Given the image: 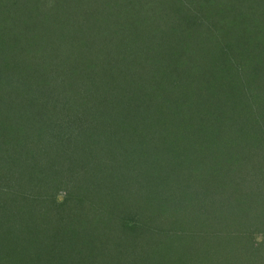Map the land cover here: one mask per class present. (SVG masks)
<instances>
[{
	"label": "trees",
	"instance_id": "trees-1",
	"mask_svg": "<svg viewBox=\"0 0 264 264\" xmlns=\"http://www.w3.org/2000/svg\"><path fill=\"white\" fill-rule=\"evenodd\" d=\"M120 1L121 0H112V6L116 7L123 3ZM160 1L164 2L163 0ZM215 1L216 2H213L212 0V11L208 10L204 17L198 15L197 18L204 22L212 20L218 23L215 28L213 25L210 26L209 24V26L207 25V27H205V23H203L205 29L202 30H204L205 33L209 32L207 33L208 40L210 43H213L214 53L218 56L217 58L222 57L224 64L221 68L223 71L221 73L220 71L214 72V74H216V79H212L209 74L205 75V73H201L203 79H201V77L199 78V82L201 81L200 85L205 82V84H208L207 86H210L220 78L225 79L229 84H233V78H237L238 84L242 83V85L246 86V88H243L241 85L240 89L244 90L249 88V93L247 97L243 95V93H239L235 90V93L232 94L234 98H230V95H226L225 103L226 105L230 104L227 108H223V103L214 104L213 102V104H210L216 112L229 109V111L232 110V115L236 114L238 121L231 125L234 127L235 131H227L225 129L224 137L216 139V143L214 142L213 144H209L207 138L204 139L206 141L205 143L199 142L197 145V142H195V150L197 149L199 154L196 158H192L189 153H184V161L183 164H181L183 170L181 169L180 171L184 173L183 178L186 182L181 179L185 184H182L180 181L178 183L180 184L179 189L183 191L182 193H178V195L174 194L175 196L173 194H168L166 197L169 202L167 201L166 210L161 214L156 213L157 215L163 216L170 215L172 227L174 228L184 229L187 226V228H190L189 230L194 232L200 231L203 233V236L194 234L192 236L194 241L192 239L187 241L174 236L168 241L169 243L167 242L161 245L159 242L150 244L145 236V227H132L136 224L127 221L125 217L127 212H123L125 207L135 202L138 207L135 211L140 213V209H142L140 207L143 206L141 204H143V201L146 199V195L137 197L138 194L136 192L133 193L134 195L132 194L130 197L133 198V202L127 201L125 196L128 189L134 187L136 184L138 178L136 170L144 171L142 168L143 165L147 167L145 176L155 178V180L147 184L151 188H155L156 191L162 189L161 187H164L167 181H170L169 185H171L175 181V177H177L174 171L164 166L165 164L161 157V151L166 148V134H172V136L175 137L183 131L182 129L185 131H192L193 125H191L189 121L184 123L183 121H179L180 117L178 114L181 109L183 110L184 108L185 111H187L192 107L191 103L187 102V100L193 99L190 93L193 92L192 87L197 85L196 83L198 82L191 81V79L188 78V74H192L195 77L196 75L192 72L197 71V66L195 64L183 66L184 63L180 62L179 58L182 52L185 51V46H187L186 43L189 42L188 40H192V45L195 41L197 42V40H200L203 36V32L200 29L191 30V28L187 26L188 21L186 15L182 20V23L185 22L186 25H181L182 28L180 27V29L183 32L180 33V35L175 34L176 26H170L167 21L163 23L161 27L157 28L155 34H161L165 38L167 36L170 42V45L166 44V47L163 46L164 49H161L162 52L160 55L163 57L164 61L167 62L168 67L175 66V70L169 69L171 72L175 71L178 75L175 74V76L172 73L171 76H168L167 74V78H159V81L163 83L161 86L154 88L145 86L140 92L136 91V89L134 91V96H138L142 99V103L138 105V109L142 111L141 114H144V111H149L150 108H154L155 114H157L156 122H160L159 134L161 145L156 147L155 151L151 148L147 151L142 150L147 146L152 147L153 144L150 139H148V136L143 135L145 131L143 123L148 119H146V117L143 118L144 116L140 113L135 119L132 120L135 116L133 115L129 116L130 121L129 118H127L128 121H125L122 118L112 115V112H108L104 118H107V126L110 127H104L102 130L98 125V128L97 126L95 128L89 126V130L94 133L85 132L83 131V125L79 126V129L84 132L82 147L79 148L75 145L74 139L81 134V131L74 132L72 130L73 127L69 126V117L61 116L60 112H57L59 118L57 117L55 114L56 111L54 112L55 107L52 109V104L49 101L53 98L50 96V88L48 89L49 92L47 89L45 90V98L36 104L34 112L33 110H29L28 113V110L23 108L20 102L21 99H28L27 97L32 91L31 81H34L32 78H35V72L32 69H34L35 66L32 68L33 66L31 67L30 64L33 62L38 66L40 60H44L39 54H45L46 57L50 54L48 60L54 62L62 58V54L65 53V58L70 54L72 55L70 60L73 64L76 54L77 56L82 55L78 50H76V53L72 50L71 52L68 51V46L56 48V50H54V48H47L39 43L42 27L44 25L51 27L53 25L51 22L52 18H59L64 14L65 16L60 22L64 24L63 29H60L58 26L57 29H54L55 31L49 32V29L46 28L48 32L46 40L57 37L59 38V43L62 42V37L68 30V27L73 24L74 19L71 13L76 11L77 1L0 0V67L3 66L10 72L12 71L10 69H16L18 74L16 84L22 81L25 87L24 93L22 89L21 93H18L19 96L15 94L12 85L4 82L8 88L4 85L3 92L0 93V160H4V163L8 162V168H12V165L14 166V176L10 180L12 183H6V181L3 183V177L2 175L0 176V183L4 184V186L0 188V192H2L0 195V254H36L31 264H43L44 261L48 259L59 261V264H92L95 260L93 259V254H112L110 250L107 252L105 248L109 247L111 243L108 241L104 242L106 241L105 239L108 238L106 230H110L111 228L115 230V233H118V236L114 238L116 246L120 244L121 238L123 242L129 234L132 239L133 233L130 232H134V229H137L138 233L134 235L137 240L135 239L134 242L131 241V244L127 239V246L129 245V248H132L131 251L139 253L145 249L144 246L149 245L148 249L143 250L144 252L152 251L151 254H157L155 252L159 251L162 253V255L158 254L157 258L153 255L154 257H151V259L154 261L143 259L144 264H172L171 259H168L165 254H178L179 256L176 257V259L179 258L181 262L184 263L185 256L189 254H205V250H215V247L219 244L223 246H240L248 242L247 237L249 238V235L247 232L256 226L253 223L258 222V218L264 223V105L263 109L262 107L258 109L252 108V103L258 102V100L257 96L256 98L255 96H251V88L253 87H248L250 69L245 63L244 56H241L239 52H237L236 55L232 52L233 49L240 50L242 45H245L246 48L250 47L247 39L245 38L246 41H243V38L241 39L240 36L243 35L245 30L247 33L251 32L252 28L249 25L252 23H248L245 17L238 16V10H243V8L248 5V2L246 0ZM81 4L83 7L86 6L84 1ZM139 4L140 2H134L133 0L127 3L129 7H138ZM214 4H216V8H214ZM191 9L192 8H189L188 12L191 11ZM183 11L185 12L183 8L177 11L178 17L183 15ZM228 11L229 16L226 17L225 13ZM231 12L234 14L230 15ZM173 14L176 16L175 10H173ZM39 15H41L42 18L37 17ZM161 19H163L162 16L157 18V20ZM189 29L192 32L187 31ZM261 29H264V24L261 26ZM102 32L105 33L107 31L104 29ZM54 33L56 34L53 35ZM35 37H39V39L35 41ZM105 37L109 36L107 35ZM95 38H99V40L96 41L97 43L102 39L100 35ZM126 38H129V36H126ZM174 38H176L175 41ZM214 38L215 41H213ZM177 39L179 40L177 41ZM203 40L207 42L205 36L201 41ZM254 40L259 42L257 37H255ZM25 41H27V45L32 44L31 49L39 45L40 47L38 49L35 48L34 51L32 50V55L25 61L26 63L23 67L17 66V68H13L7 66L8 60L6 61V59L15 55V45L18 43L21 46ZM234 42L236 47L232 48ZM173 43L174 47L172 46ZM122 46L123 44L119 48ZM89 47L90 45H87L85 49ZM169 47L174 50L172 54L169 52L166 53L167 51H165L166 49L170 50ZM187 47L189 48V46ZM123 50L120 49V51ZM250 51H248L249 54L254 53ZM259 51L260 52L252 58L256 59V63L261 65L262 63H260V61L258 63V60L261 56H264V47L260 48ZM187 63H190V61ZM72 65L66 69L65 76L60 79L62 82L61 86L66 92L65 94L62 93V104H60L61 100L57 99L56 106H68L71 101L75 102V100H78H73L74 98L71 96L73 94L71 92L73 91V86L76 83L79 84V79L87 78L84 69L74 72L75 67ZM177 67H180L181 72H179ZM39 69L40 68H38V70ZM46 69L47 68L44 70ZM48 71H50V69ZM252 72H254L255 78L259 76V74H261L260 76L264 75V69H261V67L257 69V65L252 66ZM154 73L155 70L152 74ZM217 78L219 79L217 80ZM75 79L77 80L75 81ZM89 80H91V78ZM0 82L3 83V81ZM164 85H166V87H164ZM153 89L154 91H152ZM204 91H209L206 86ZM262 91V95H264V88ZM207 94L210 95L207 96V98L214 101L216 91L207 92ZM47 95L51 98L46 99ZM177 95L179 96L178 100L174 99V96ZM262 100L264 103V97ZM243 101H247V103L249 101L250 104L246 105L247 103L244 104ZM114 106H117V102L114 103ZM123 108H125V106H123ZM123 108L120 107L121 110ZM132 109L133 106L128 110V115L131 112L137 113L139 111L137 109ZM115 110L118 109L116 108ZM233 110H235V113H233ZM194 111L199 113V106L195 105ZM241 113L243 115H241ZM224 114L226 115V113ZM149 116L151 117V121L150 123L148 122L146 127L154 129L156 127L152 124L154 114L149 113ZM90 117L93 118L94 116L91 115ZM229 118L230 117L227 119L229 120ZM116 119L117 122H115ZM83 122L84 120L79 117L73 124H81ZM34 127L38 129L36 130ZM111 128H115L116 131L112 133L110 130ZM42 130H45L46 134L49 135L45 138V144L41 142L39 155L28 156L26 158L27 160L21 164L15 162L14 160H16L17 152H23L27 155V151H29L28 148L32 147L36 141L38 145L36 137H38L39 134L37 132L40 131L41 135H43ZM107 133H110V135ZM216 134H218L217 131ZM226 134L228 135L226 136ZM103 137L113 138L111 142H106L102 139ZM92 139L93 143L101 142L106 148L103 149L99 147L94 151L89 144L88 146L84 145V143ZM26 142L27 144L25 146L24 144ZM172 143L173 142L167 143V149ZM174 147L177 146L175 145ZM70 149L71 151L68 153ZM60 154L65 155L63 159L69 162L70 165H74V173L79 169H84L85 166L88 167V170L85 171L81 179L82 181H85L88 175L87 173H90V176L88 175V180L97 178V183L93 181L94 192H91L89 195L90 198H88L86 194L83 195L84 192H79L77 197L73 195V198L71 194L65 197L61 202H55L54 197L47 192L48 188L55 187L56 182L53 179L55 169H53L54 174L51 175H47V171L51 166L55 165L56 155L58 156ZM145 154L148 156H144ZM133 158L137 161H135L136 163H133ZM130 164H132V166L129 168ZM134 164H137L138 167L134 168ZM191 165H193L192 170L187 172V166L189 167ZM203 165L205 168H199ZM89 167L94 169H89ZM91 171L93 172L91 173ZM128 171L129 173H127ZM122 172H124V174ZM33 174L37 176H33ZM59 176L67 177V175L63 173L59 174ZM257 176L259 180L256 178ZM124 178H126V180ZM13 179L16 183L13 182ZM190 181L191 184L187 186V182ZM199 181H204L205 186L201 187L202 183ZM137 191L142 194V189L137 188ZM156 195H159V198L154 203L157 206L155 210L162 206L159 204L162 200V195L159 191ZM70 198L77 201L80 206H76L75 201L73 204ZM177 199H180L181 203L177 204ZM119 204L120 207L118 208ZM83 205L86 206L83 207ZM169 205L171 206V210H167ZM20 210L26 212L25 218H20ZM35 210H40L42 215H36L37 212ZM233 218L236 222L239 221V224L243 227L239 229L243 231L242 234H246L247 237L241 233V235H235L238 231L235 234L226 233V235L221 238L215 236L217 227L222 230L230 226L232 227L234 223L231 219ZM222 219H229L231 221L229 225H227L225 222L223 223ZM247 221L251 223V226H247L246 228L243 225L247 224ZM169 223L170 220L167 221V224ZM190 225H193L195 228H191ZM148 228L152 227L148 226ZM249 234L251 233L249 232ZM148 235L152 236L151 233H148ZM196 238L205 239V244H203V248L200 250L201 252H197L198 245ZM263 244L264 240L259 246L261 247ZM136 247H139L138 250H136ZM25 250L27 253L24 252ZM123 253L125 252L122 250L120 251L118 246L115 254ZM84 254H88L87 257H85ZM233 256L242 257L243 254ZM231 259L233 261V258ZM2 262L3 257L0 255V264H3ZM4 264H6V262H4Z\"/></svg>",
	"mask_w": 264,
	"mask_h": 264
},
{
	"label": "rangeland",
	"instance_id": "rangeland-1",
	"mask_svg": "<svg viewBox=\"0 0 264 264\" xmlns=\"http://www.w3.org/2000/svg\"><path fill=\"white\" fill-rule=\"evenodd\" d=\"M76 1H77L76 11L74 13L73 12L71 13L74 19L73 24L68 27V30L66 32L62 31L65 32V34L62 37L61 43H59V38L57 37L46 40L48 36L47 35L48 32L46 28L49 29V32L55 31L54 29H57L58 26L60 27V29H63L64 24L63 22L62 23L60 22L61 19L64 18L65 16L64 14H62L61 17L59 18L53 17L51 21L53 25L51 27L45 25L42 27L40 39L39 37L34 38L35 41L39 39L40 44H43L47 48L48 47L54 48V50H56V48H63L65 46L66 47L68 46V51L70 52L71 50L75 53L77 52L76 50L80 51L82 55L77 56L76 54V57L74 58V64L76 66L71 62L70 58L72 55H70L69 53H68L69 55H67L68 56L67 58H65L66 57L65 53L62 54L61 55L62 58H60L57 62L48 60L50 58V54L47 57L45 56V54H39L41 58L44 60H40L38 66L33 62L30 64L31 67L33 66L32 68H34L35 66V68L32 69L35 72V78H32L34 79V81H31L32 91L28 95L27 97L28 99L25 100L21 99L20 101L22 103L23 108H26L28 110V113L29 110H33L34 112L36 104L39 103L40 100L45 98L44 96L45 90L47 89V91L49 92L48 89L50 88V92H51L50 96L53 98L49 101L52 104V109L55 107L54 112L56 111L55 114L57 115L58 118L59 115L57 114V112H60L61 116L63 117L64 116L69 117V126L73 127L72 130L74 132L81 131L79 129V126L81 125H83V131L88 133H94L93 131L89 130V126L95 128L98 125L102 128V130L104 127H110L107 126L108 124L107 118H104L106 113L108 114V112L109 113L112 112V115L122 118L125 121H128L127 118H129L130 121L129 116H133V115L135 116L132 118V120L135 119L142 112L141 110L138 109V105L142 103V99H140L138 96H134L135 89L136 91L140 92L145 86L152 88L158 87L163 84L162 81H159L160 80L159 78H163V77L167 78L166 75L168 74V76H171L172 73L174 75L175 74L178 75L175 71L173 72L170 71V69L175 70L176 69L175 66L168 67L167 62H165L163 57L160 55V53L162 52L161 49L163 50L164 47H166V44L170 45L167 36L165 38L161 34L158 35L155 34L157 28L161 27L163 23H166L167 21L170 26L175 25L176 26L175 34L180 35V33L183 32L180 29L181 25L182 26L186 25L185 22L182 23L183 17L186 15L187 21L189 23V24L187 23V26H189L191 30L200 29L203 32V33L201 32L203 36L200 38V40L199 41L197 40V42L195 41L192 45H191L192 40L187 39L189 42L186 43V45L189 46V48L185 46V51L182 52L179 58V61L184 63L183 66H188V65L190 66L191 64H195L197 66V71L192 72L194 75H196L195 77L192 74L191 75L188 74V78H190L191 81L198 82L196 83L197 85H194L192 87L193 92L192 93L188 92L190 93L191 96H193V99L187 100V102L191 103L192 107H190V109L187 111H185V109L183 108V110L182 109L180 110V113L178 112L179 113L178 115L180 117L179 121H183V123L189 121L190 124L193 125L192 131H185L184 129H182L183 131H181V133L179 135L177 134L175 137H173L172 134H166L167 137V142L165 144L166 148L161 151L162 154L161 157L163 158V163L165 164L164 166L174 171L177 177H175V181L171 185H169L170 181H167L165 186L161 187L162 189L158 190L159 193L162 195V200L159 202V204L162 206H160L155 210V207L157 206L154 203L159 198V195H156V193L158 194V191H156L155 188H151L147 184L148 182L155 180V178L145 176L147 167L143 165L142 168L144 169V171L136 170V172L138 173L136 184L134 185V187L128 189L125 196L127 201L133 202L134 201L133 198H130L133 193L136 192L138 194V196L136 194L137 197L146 195V199L143 201V204H141L143 206L140 205L141 206L140 208L142 209H140V213L136 212L135 210L138 209V207H137V203L135 202H133L132 204H130L129 206L123 209V212L124 211L127 212V214L125 215L126 220L129 221L130 223L132 222V224L134 223L136 224L132 227L135 226L142 228L145 227L144 228L146 229L145 236L147 238V241L150 242V244H152L153 242H159L161 243V245H164V243L170 241L171 237L174 236H176L177 238L185 239L187 241L190 239L194 241V239L192 238L194 234L197 235L200 234V236H203L202 235L203 233H201L200 231L194 232L192 230H189L190 228H187V226L184 229L174 228L172 227V223H171L172 219L170 218V215L163 216L157 214H161L163 211L166 210L167 203L169 202L166 197L168 196V194L178 195V193H182L183 191L179 189L180 184L178 183L179 181L182 184H185L186 182V180L183 178L184 173L180 171L181 169L183 170L181 164H183L184 161V157H183L184 153L185 152L189 153L192 158H196V156H198L199 154H198V150L197 149L195 150V142H197L196 143L197 145L199 144V142L205 143L206 141L204 139L207 138L209 144H213L216 139H219L220 137H224L223 135L225 129L227 131H233V132L235 131L234 127H232L231 125L232 123L238 121L236 114L232 115L231 114L232 110L229 111V109H225L224 111L220 110L219 112L218 111L216 112L214 111V108L210 106V104H213V102L214 104L223 103V108H227L230 106V104L226 105L225 103L226 95H230V98H234L232 94L235 93V90H237V92L239 93L240 92L243 93V95L245 96H247L249 93L248 92L249 88L244 90L240 89L242 83L238 84L237 78H233V84H229L228 81H225V79L217 78V80L218 79L219 80L214 82L210 86H207L208 84H205V82H203L200 85L201 81L199 82L200 80L199 78L201 77V79H203L201 73H205V75L209 74L212 77V79H216V74H214V72L220 71L221 73L223 71V69L221 68L223 67L224 64L222 57L217 58L218 56L216 55V53H214V49H213L214 45L213 43H210L208 40L207 33L209 32L205 33V31L202 30L205 29V27H207L208 24L210 26L213 25L215 28V26H217L216 24L218 23L212 20L208 22H204L198 20L197 18L198 15L204 17L205 13L208 12V10L212 11L211 10V8H213L212 4L213 2L216 1L213 0L212 2V0H163L164 2H161L160 0H142V1L133 0L134 2L135 1L140 2L138 7H131V6L129 7L127 3L130 0H121L123 3H121L116 7L112 6L113 3L112 0H104V1L76 0ZM83 1L85 2V5L88 7L86 6L83 7V5L81 4L83 3ZM246 1L248 2V5L244 7L243 10H238V16L245 17L248 23H252L249 25L252 28L251 32L247 33V31L245 30V32H243L242 35L243 37L240 36L241 39L243 38L242 39L243 41L245 40V38L247 39L248 45H250V47L246 48L245 45L244 46L242 45L243 44L242 42L241 44L242 46L240 47V50L233 49L232 52L234 53V55H236V53L239 52L241 56H244L245 63L247 67L250 69L249 70L250 81L248 87H253L251 88V96H255V98L257 96V100H258V102L252 103V108L258 109L259 107H262L263 109L264 103L262 102L263 101L262 99L264 95H262L263 93L262 89L264 88V81H263L264 75L260 76L261 74H259V76L255 78L254 75L255 71L252 72V66L257 65V69L259 67H261V69H264V56L263 57L261 56L260 59L258 60V63L259 61L260 63H262L261 65L257 64L256 59L252 57L260 52L259 51L260 48L264 47V29H261V26L264 24V0H246ZM214 5H215L214 8H216V4ZM178 8L185 9V12L183 11L184 13L180 17H178L179 15L177 11L181 9ZM189 8L192 9L191 11L188 12ZM173 10H175L176 16H174L175 14H173ZM232 14L234 13L231 12L230 15ZM159 16H162L163 19L157 20ZM225 16L226 17L229 16V11L225 13ZM37 17L42 18L41 15ZM203 23H205V27ZM104 29L107 32L105 33L102 32ZM191 30L189 29L187 31H191ZM55 34L56 33H54L53 35ZM99 35L102 39L97 43L96 41H98L99 38L96 39L95 37L96 36L98 37ZM107 35L109 37H105ZM126 36H129V38H126ZM204 36H205V40L207 39V42H205L204 40L201 41ZM255 37H257V40H259V42H256L254 40ZM176 38H174V41L176 40ZM178 40L179 39H177V41ZM213 41H215V38ZM26 43L27 41H25L21 46L18 43L15 45L16 47V49L14 50L15 55L10 56L6 59V61L8 60L7 66L9 67L11 66L13 68H17V66L23 67L26 63L25 61H27L29 57L32 55V50L34 51L35 48L38 49L40 47L39 45L31 49L32 44L27 45ZM174 43L172 44L173 47H174ZM122 44L123 46L119 48ZM234 44L235 42L233 43L232 48L236 47V45ZM87 45L88 46L90 45V47L85 49ZM120 49L122 50L125 49V50L120 51ZM165 51H167L166 53L169 52L172 54L174 50L170 48V50L166 49ZM248 51L254 53L249 54ZM189 61L190 63H187ZM70 65L75 67L74 72L82 71L84 69L86 71L85 76L87 78L79 79L78 80L79 84L76 83L73 86V91H71L73 94L71 93L72 94L71 96L74 98L73 100L78 99L75 100L76 103L71 101L70 105L68 106L67 105L62 107L56 106L57 99L61 100L60 104H62L63 102L62 97L63 94H65L66 90L62 88L61 86L62 82L60 79L63 76H65L66 69ZM38 68L40 69L38 70ZM45 68L47 69L44 70ZM49 69L50 71H48ZM177 69L179 70V72H181L180 67H177ZM10 70L12 71L11 72L8 71L7 68H4L3 66L0 67V81H3V83L0 82L1 85L0 93L3 92L5 85L4 82H7L10 85H12L15 94L21 93L22 89L24 93L25 87L23 85V82L21 81L20 83L16 84V80L18 77L17 70L16 69H10ZM154 70L155 73L152 74ZM182 70L184 71L183 68ZM90 78L92 81L89 80ZM76 80L77 79H75V81ZM205 86L209 90L207 92L216 91V94L214 95L215 97L214 101L210 98H207V96L210 95L204 91ZM164 87H166V85H164ZM242 87L246 88L245 85H242ZM152 91H154V89ZM50 96L47 95L46 99L51 98ZM177 96H174V99L178 100L179 96L178 97ZM115 102H117V106H114ZM243 103L246 104L247 101L245 102L243 101ZM248 104H250L249 101L246 105ZM195 105L199 106L200 108L199 113L197 111H196L197 113L194 111ZM123 106H125V108H123ZM132 106L133 109H137L139 111L137 113L131 112L128 115V110L132 108ZM120 107H122L123 109L121 110ZM116 108L118 110H115ZM144 112L145 113L141 115L144 116L143 118L146 117V119L148 120H146V122L143 123V128L145 130L143 132V135L148 136V139H150L153 146L152 147L147 146L142 150L147 151L151 148L153 151H155V148L161 145L160 134H159L160 122L159 123L156 122L157 114H155L154 108H150L149 111H144ZM149 113L154 114L152 118V124L153 126H156L154 129H149L146 127L148 125V122L150 123L151 121V117L149 116ZM224 113H226V115ZM233 113H235V110H233ZM91 115L94 117L93 118L90 117ZM241 115L243 114L241 113ZM79 117H81L84 120V122L81 124H73ZM228 117H230L229 120L227 119ZM261 120L263 121L262 118ZM115 122H117V119ZM34 129L37 130L38 128L34 127ZM110 130L112 131V133L116 131L115 128H111ZM216 131L218 132V134H216ZM37 133L39 134L38 137H36V139L38 140V145H37V141L35 142V144L31 142L33 146L28 148L29 151H27L28 153L27 155L23 152L22 153L17 152L16 160H14L15 162L21 164L22 162H25L27 160L26 158L28 156L30 157L32 155L34 156L39 155L41 142L45 144V138L48 137L49 134H46L45 130H42L43 135H41L40 131H38ZM107 134L110 135V133ZM227 135L228 134H226V136ZM83 137H84V132L81 131V134H79L77 138L75 137L74 139L75 145L78 146L79 148L82 147ZM112 138L113 137L110 138L103 137L102 139L105 140L106 142H111ZM27 142L24 144L25 146ZM168 142H173V143L167 149ZM92 143H93V139L87 143H84V145L88 146L89 144V146L92 149H94V151H96V149L99 147L103 149L106 148L104 144H102L101 142H95L93 144ZM175 145L177 147H174ZM70 151L71 149L68 150V153H70ZM146 155L147 154H145L144 156ZM56 157L57 158L55 159L56 160L55 165L51 166L47 171V175H51L54 174L53 169H55V175L53 177V179L56 181L55 187L48 188L47 191L49 194H51L54 197L55 202H61L65 197H68V195L71 194L72 197L73 195L77 197L79 192L82 193L84 192L83 195L86 194V196L90 198L89 195L91 194V192H94L93 181L97 183V178L88 180V175L90 173H87L88 174L86 177L87 181L86 179L85 181L81 180L82 177L84 176L85 171L88 170V167L85 166L84 169H79L74 173V165L73 164L70 165L69 162L63 159L65 155L60 154L58 156L56 155ZM133 160H134L133 163L137 162L134 158ZM8 164H9L8 162L4 163V160H0V176L2 175L3 177V183L4 181H6V183H12V181L10 180L14 176V168H13L14 166L12 165V168L10 167L8 168ZM130 166H132V164L129 165V168ZM133 166L134 168L138 167L137 164L136 165L134 164ZM192 167L193 165L189 167L187 166V172H190L192 170ZM199 168H205V166L203 165ZM89 169H94V168L89 167ZM93 171H91V173ZM62 173L67 175V177H60L59 174ZM122 173L124 174V172ZM127 173H129V171ZM33 176H37V175L33 174ZM256 178H258L259 180L258 176ZM124 179L126 180V178ZM181 179L185 180V182H183ZM13 182L16 183L14 179ZM199 182L202 183L201 187L205 186L204 181H199ZM3 183H0V188L4 186ZM187 183H188L187 186H189L191 184V181ZM137 188L142 189V194L137 191ZM1 194L2 192H0V195ZM73 198L70 199H72V203L74 204L75 200ZM77 203L78 202L75 201L76 206L78 205L80 206V204ZM176 203L177 204L181 203L180 199H177ZM120 204L118 208L120 207ZM85 206L86 205H83V207ZM167 210H171L170 205L168 206ZM35 211L37 212L36 215H42V212H40V210H35ZM20 212H21L20 218H25L26 212L22 210H20ZM168 220H170L169 224H167ZM231 220L234 223L232 227L230 226L225 230H222L221 228L217 227V230H215V236L221 238L222 236H225L226 233L235 234L237 231L238 232L235 235H241L243 231H241L239 228H243V227L239 224V221L236 222L234 218ZM231 220L224 219L223 223L225 222L227 225H229ZM257 220L259 221L253 223L256 226L251 230L249 228L250 231L247 232L249 238L246 236V234H242L247 237L248 242H245L240 246L238 245L223 246L222 244H219L217 245V247H215L216 249L214 248L215 250L213 249L212 250L210 249V251L205 250V254H189L185 256L183 261L184 263H182L179 258L176 259V257L179 256L178 254L176 255L165 254V255L168 259H171L172 264H264V244L261 245V247L259 246V244L264 240V223H262L260 218H258ZM246 223L247 224L243 225L244 227L247 228V226H251L250 222L247 221ZM148 226L152 228H148ZM153 226L155 227V229ZM190 227L195 228L193 225H190ZM249 232L251 234H249ZM106 233L108 234V238L105 237L106 241L104 242L108 241L109 243H111L112 246L110 245L109 247H105V248L107 252L110 250L112 254H93L94 255L93 259L95 260L94 262H92V264H144L143 259L154 261L151 259V257L155 256L157 258L158 254L162 255V253L159 251L155 252L157 254H151L152 251L144 252L143 250L148 249L149 245L144 246L145 249L143 250L140 249L142 250V252L140 250L139 253L131 251L132 248H129V245L127 246V239L132 244V242H134L136 239L134 235L138 233L137 229H134V232H130L133 233L132 239L130 234L126 239H124L123 242L121 241L122 238L120 239L121 245L120 244L118 245L119 250L120 251L122 250L125 253L115 254L116 250L118 249V246H116V243H114L116 242L114 238L118 236V233H115V230H113L112 228L110 230H106ZM148 233H151L152 236L148 235ZM196 239L198 245L197 252H199L200 250H202L203 244H205V239L202 238H196ZM138 248L139 247H136V250H138ZM24 252L27 253L26 250ZM242 254H243L242 257L235 256L236 257L235 258L233 256V255H242ZM0 255L3 257V262H2L3 264L4 262H6V264H31V262L35 259L36 256V254H0ZM84 255L85 257H87L88 254H84ZM231 258H233V261ZM43 264H59V261L48 259L44 261Z\"/></svg>",
	"mask_w": 264,
	"mask_h": 264
}]
</instances>
